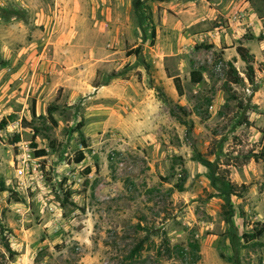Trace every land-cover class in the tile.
Listing matches in <instances>:
<instances>
[{"label": "rangeland", "instance_id": "374dc122", "mask_svg": "<svg viewBox=\"0 0 264 264\" xmlns=\"http://www.w3.org/2000/svg\"><path fill=\"white\" fill-rule=\"evenodd\" d=\"M241 3L262 27L230 25ZM253 34L250 83L234 47ZM262 41L264 0H0V119L11 115L0 130V264H233L225 210L238 235L264 220V157L252 155L264 148ZM228 62L240 83H226ZM26 144L46 154L25 187ZM226 182L239 196H225ZM199 239L203 256L189 244ZM238 245L239 264H264V233Z\"/></svg>", "mask_w": 264, "mask_h": 264}, {"label": "trees", "instance_id": "16d2710c", "mask_svg": "<svg viewBox=\"0 0 264 264\" xmlns=\"http://www.w3.org/2000/svg\"><path fill=\"white\" fill-rule=\"evenodd\" d=\"M247 1H250V0H247ZM154 29L152 28L151 30V37L154 38ZM248 39H252V37H249ZM260 39V38H259ZM152 41V40H151ZM236 52L237 54L239 55V57L241 58V60H243L246 64V72H245V75H246V78L248 79V81L250 83L254 82V77H255V69H254V66H253V61H254V55L252 53H250L249 49L244 46L243 44H238L236 46ZM128 52V51H127ZM131 53H134V54H138L139 53V49L136 48L134 51H129V54ZM229 65H230V68L228 70V78L226 80V83L229 84V83H240L242 80H243V77L240 76L235 68V66H233L230 62H228ZM205 70V68L203 66H200L198 69H192L190 72H189V75H190V81L193 82V83H198L200 82L202 79H203V74H202V71ZM117 74L116 73H111V75L109 77H116ZM173 83H174V87L178 93V95H183L184 94V91H183V86H182V83H181V79L178 75H175L173 76ZM228 89V88H227ZM177 107V109L179 110H182V112L184 114H186V111L181 107V106H175ZM56 109V106L54 104H50L47 106V114L48 116L50 117L52 115V111ZM171 112L172 113H175V108H171ZM31 113L34 115L35 114V107H34V102H32V105H31ZM10 116L11 115H7V116H4L0 119V130L3 129L9 122V119H10ZM82 126V123H78L77 124V127H81ZM262 137L264 139V128L262 130ZM34 134L32 136V141H31V144L33 145V147H36V143L34 142ZM19 139V136L16 134L15 137H14V142L15 143L17 140ZM264 148L262 147V151L260 152V155L257 154V153H253V158L255 160L259 159L260 157H264ZM34 155L35 156H43L46 154V148H36L34 149ZM85 157V154H84V151L82 149H79L76 154H75V157H74V161L75 162H80L83 158ZM199 160L205 164L206 166L210 167L212 164L209 160L207 159H204L203 157H199ZM212 168V167H210ZM87 171H90V167H86ZM210 178L211 180H214L215 176L214 174L211 172L210 173ZM186 172L184 171L183 175L182 176H179L178 178V181L174 184V187L177 189V190H183V187H184V183L186 181ZM227 183V187H228V190L226 191L225 193V196H230V194H236L234 192V187L237 186V184L235 183H232V182H226ZM239 187V186H238ZM240 187L242 188H245L246 185L245 184H241ZM6 189V186H5V181L3 180V178L0 177V190H5ZM239 196V194H236ZM70 196V193H66V198L65 200H67ZM233 215V210L230 208V209H227L225 210V218L224 220L230 225L231 227V230H230V242H231V245H232V248H233V256H231L229 258V260H231L233 262V264H239V261H238V258H237V254H238V250H239V245H238V242H240V240L242 241H249V240H253V239H257L259 238L261 235H263L264 233V220L263 221H259V222H256V226L252 229V231L250 232H243L241 235H238V232L237 230L235 229V226L232 225V220H231V217ZM4 231L5 229L3 228L2 224H1V221H0V233L2 235V238L3 239H6L5 236H4ZM5 248L7 249V251L9 252V257H14V255L18 254L17 251L13 250L11 247H10V244L8 242V240H4L3 242ZM192 250H197V252L199 253V244L198 242H190L189 243ZM142 248V241L140 240L129 252L128 254V257L129 258H133L135 257L141 250ZM220 256L221 257H224V254L223 253H220Z\"/></svg>", "mask_w": 264, "mask_h": 264}, {"label": "built area", "instance_id": "2783aa9c", "mask_svg": "<svg viewBox=\"0 0 264 264\" xmlns=\"http://www.w3.org/2000/svg\"><path fill=\"white\" fill-rule=\"evenodd\" d=\"M232 18H240V11L235 9L232 14ZM210 36H212V32ZM208 33L204 34V37H208ZM28 145L26 144L24 147V151L22 155L18 158L17 166H16V176L18 177V181L21 184H25L26 187V180L29 181V185L34 183V178L40 179L42 178V168H41V158L35 157L31 155L30 152H27Z\"/></svg>", "mask_w": 264, "mask_h": 264}, {"label": "crops", "instance_id": "0c3cea01", "mask_svg": "<svg viewBox=\"0 0 264 264\" xmlns=\"http://www.w3.org/2000/svg\"><path fill=\"white\" fill-rule=\"evenodd\" d=\"M242 4V5H241ZM240 6H242V9L239 8L238 10H240V18H230V25L232 27H234L235 29H237L238 25L241 26H249V25H258L259 27H262V21L260 20V18L258 16H255V19L253 18V16L250 14V12L248 10L245 9V3H241ZM254 35V34H253ZM253 39H257L254 36H252V39H245V38H241V40L243 41L241 44H243L244 46H246L248 49H250V53H252L254 55L255 58H257V56L255 55V51L252 49V47L250 46L251 40ZM240 44V43H237ZM262 46L264 47V42L262 41ZM236 46L234 47V51H236ZM264 49V48H263ZM235 57H238L237 52H235L234 54ZM103 88H106L107 86L102 85ZM101 89V88H100ZM100 91V90H99ZM85 157L80 161L81 163H84L85 161ZM79 162V163H80ZM78 163V162H77ZM75 163V164H77ZM198 244H199V252L201 253V255L203 256V253L205 251V247H206V240L204 239L203 241L197 240Z\"/></svg>", "mask_w": 264, "mask_h": 264}]
</instances>
